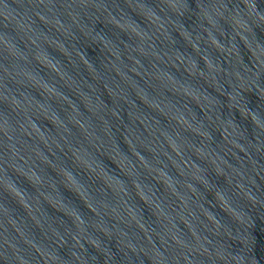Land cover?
<instances>
[{
  "label": "water",
  "instance_id": "95a60500",
  "mask_svg": "<svg viewBox=\"0 0 264 264\" xmlns=\"http://www.w3.org/2000/svg\"><path fill=\"white\" fill-rule=\"evenodd\" d=\"M0 264H264V0H0Z\"/></svg>",
  "mask_w": 264,
  "mask_h": 264
}]
</instances>
